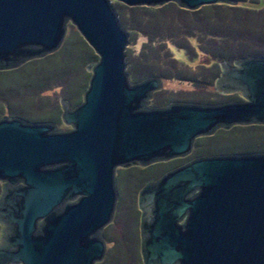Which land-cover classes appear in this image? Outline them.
Here are the masks:
<instances>
[{
    "label": "water",
    "instance_id": "obj_1",
    "mask_svg": "<svg viewBox=\"0 0 264 264\" xmlns=\"http://www.w3.org/2000/svg\"><path fill=\"white\" fill-rule=\"evenodd\" d=\"M177 2L196 10L236 0ZM98 55L82 101L51 121L0 118V264H96L119 204L117 167L184 157L197 137L264 125V57L220 62L218 91L234 101L152 106L166 80L132 82L130 39L110 0H0V69L57 51L69 22ZM217 102V103H216ZM144 264H264V152L207 154L139 191Z\"/></svg>",
    "mask_w": 264,
    "mask_h": 264
},
{
    "label": "rangeland",
    "instance_id": "obj_2",
    "mask_svg": "<svg viewBox=\"0 0 264 264\" xmlns=\"http://www.w3.org/2000/svg\"><path fill=\"white\" fill-rule=\"evenodd\" d=\"M110 2L118 14L121 25L128 33L129 50L139 54L143 45L148 41L149 35L145 31L137 33L126 29L121 21L120 9L129 19L146 15L153 17L157 13L144 10L147 5L127 9L120 1L110 0ZM175 4L178 5L174 2L172 6L169 5L170 7L166 8L167 14L169 12L177 14ZM236 4L231 6H236ZM164 5L154 6V8ZM207 6L190 10L194 11L193 14L191 13V20L195 28V22L210 15ZM230 11L229 21L228 19L217 23L214 21L215 26H211V31L214 33L215 27L217 32L212 36L200 33L194 28L186 30V34L181 32L166 36L163 43L165 49L162 50L160 56L161 63L166 67L167 72H172L177 78L163 79L166 80V87L154 93L152 106H164L177 101L244 99L240 92L224 93L217 90L216 70L211 67L208 53L223 52V55L233 58V54L240 48H247L246 50L253 52L264 51V0H245L242 7L233 8ZM223 13L228 15L227 12ZM156 25V22H151L149 31H154ZM69 26L72 28H67L64 41L57 51L42 58L29 60L15 68L0 69V118L5 116L9 118L26 117V120L31 122L51 121L55 123L58 122L55 119H59L57 124L60 129L71 128L62 121L61 99H67L69 103L72 101V108L82 101L91 76L89 66L97 61L98 55L71 21ZM197 26L201 27L200 24ZM220 31L224 33L221 34ZM234 61L235 59L231 60L230 65H234ZM156 98L168 104L158 105L157 102L155 103ZM46 118L50 120H45ZM244 141H249V137L244 136L238 130L224 134L216 131L211 136L197 137L194 141V150L184 157L157 162L145 167L140 165L117 167L115 176L119 208L115 221L106 226V258L96 264H144L140 228L142 211L138 203L141 188L168 170L201 155L248 153L240 150L228 152L229 145Z\"/></svg>",
    "mask_w": 264,
    "mask_h": 264
},
{
    "label": "trees",
    "instance_id": "obj_3",
    "mask_svg": "<svg viewBox=\"0 0 264 264\" xmlns=\"http://www.w3.org/2000/svg\"><path fill=\"white\" fill-rule=\"evenodd\" d=\"M236 1H237L236 6H231L230 4H224V3L208 5L207 9L210 10V15H208L204 19L199 20L198 22H195L196 28L195 26H193L194 22L191 20V13L193 14L194 11H190L188 9H185L175 4V7L177 8V14H173L171 12L167 14L166 8L170 7L169 5L172 6L174 2H170L169 4H165L164 6L159 7V8H154V6H145L144 10L146 11L150 10V11L157 13V15L156 14L153 15V17H151V15H146L143 17L136 16L133 19L131 18L129 19L127 16H125L123 10L120 9L121 21L124 24L126 29L132 32H137V33L139 32L141 33L145 31L149 35L148 41L143 45V48L139 54H135L133 50L127 51V66H128L127 73L130 79L133 82H138L145 78L155 77V76L160 77L162 80L165 78H177L174 76V74L171 71H170L171 73H169V71L167 72L166 67L162 65L161 63L160 56H161L162 50L165 49L163 43L166 40V36L167 35L170 36L172 33L179 34L181 32H183L182 34H186L185 31L191 28L199 30L200 33H206L205 35L207 36H212L214 33L217 32L215 31L216 30L215 27H214V33L211 31V26H215L213 24L214 21H216V23L222 20H226V19H228L229 21L231 17L230 10L233 8L236 9L238 7H242L245 0H236ZM130 7L132 8L136 6H129L126 4L124 6V8H127V9H129ZM223 12H227L228 15ZM151 22L157 23L155 30L152 32L149 31ZM145 24H149V25L143 26ZM197 24H200L201 27L199 28ZM151 29H152V26H151ZM158 33H160L161 35ZM223 33L224 31L221 32V34ZM155 34H157L158 36ZM70 37L71 35L69 36V39ZM246 49L247 48H240L239 50H237V52L233 54V58L231 56L228 57L227 55H223L224 54L223 52H220L218 54H216L215 52H209L210 54L208 53V55L210 58L211 67L216 70V78L220 75V72H221L220 62L222 61L230 62L231 60H234V59L236 60L238 58L251 57V56L264 57V51L253 52V51H249ZM201 51L203 50L201 49ZM67 96L69 98V93L67 94ZM220 102H226V101H220ZM155 103L158 105L168 104L167 102L163 103L158 98H156ZM52 119L53 118H51V120ZM45 120H50V119L46 118ZM55 120L56 121L58 120L59 122V119H55ZM237 130L243 133L244 136L247 135L249 137V141H244L243 143H238V144L235 143L234 145L232 144L229 145L228 147L230 148H228L229 150L228 152H235L232 150H240L241 152H264V125H258V124L247 125V126L235 125L231 127L230 129H219L217 131H220L221 133L224 134L227 132L231 133ZM0 191H1V184H0Z\"/></svg>",
    "mask_w": 264,
    "mask_h": 264
},
{
    "label": "flooded vegetation",
    "instance_id": "obj_4",
    "mask_svg": "<svg viewBox=\"0 0 264 264\" xmlns=\"http://www.w3.org/2000/svg\"><path fill=\"white\" fill-rule=\"evenodd\" d=\"M1 184V187H2V183H0ZM0 193H1V191H0Z\"/></svg>",
    "mask_w": 264,
    "mask_h": 264
}]
</instances>
